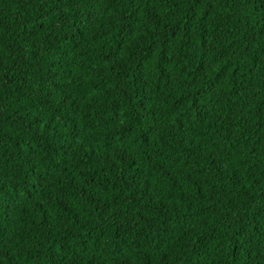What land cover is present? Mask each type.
Instances as JSON below:
<instances>
[{
  "label": "trees",
  "instance_id": "1",
  "mask_svg": "<svg viewBox=\"0 0 264 264\" xmlns=\"http://www.w3.org/2000/svg\"><path fill=\"white\" fill-rule=\"evenodd\" d=\"M0 264H264V0H0Z\"/></svg>",
  "mask_w": 264,
  "mask_h": 264
}]
</instances>
